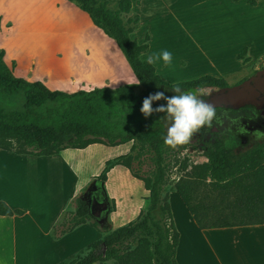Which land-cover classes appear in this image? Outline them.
Listing matches in <instances>:
<instances>
[{"label":"trees","instance_id":"trees-1","mask_svg":"<svg viewBox=\"0 0 264 264\" xmlns=\"http://www.w3.org/2000/svg\"><path fill=\"white\" fill-rule=\"evenodd\" d=\"M67 1L85 12L92 24L116 44L142 93L128 85L72 93L50 90L39 81L13 76L3 61L4 51L0 49V150L16 155L48 157L66 149L81 150L95 144L116 147L131 143L127 153L106 161L102 173L93 177L89 189L86 188L107 202L103 223L92 219L87 199L77 197L74 209L66 210L52 227V240H58L84 224L102 234L100 240L58 264H102L109 261L114 264H178L179 235L163 187L168 160L173 154L186 150L191 143L176 148L165 145L166 129L160 119L164 114L153 112L145 117L140 111L142 100L149 94L160 91L172 96L177 93L170 89L173 84L162 81L154 66L141 58L148 50V36L145 35L142 43L130 37L139 22L137 15L130 14L131 0H118L115 11L97 0ZM122 16L126 17L125 20ZM175 84L182 91L228 86L224 79L212 76ZM159 105L162 104L158 101L152 103L153 108ZM203 155L206 163L173 186L198 229L264 225V141L240 154L216 141L204 145ZM145 159L151 162L149 178L140 176L132 167V163L141 167ZM115 166L124 167L133 178L143 183L148 192V203L135 220L111 229L108 216L114 212L115 204L106 196L104 184L108 171ZM200 183H207L215 191L235 192L223 215L216 212L218 216L213 220L207 218L210 211L196 196ZM22 214L23 211L10 209L0 201V216Z\"/></svg>","mask_w":264,"mask_h":264},{"label":"rangeland","instance_id":"rangeland-1","mask_svg":"<svg viewBox=\"0 0 264 264\" xmlns=\"http://www.w3.org/2000/svg\"><path fill=\"white\" fill-rule=\"evenodd\" d=\"M33 1L34 10H38V17L41 14L39 6L48 7L44 9V12L51 17H54V10H58V7H55L56 0ZM117 1L97 0L98 3L112 11L117 9ZM131 1L130 14L131 16L132 14L137 15L139 22L130 37L136 39L138 43H142L145 35L148 36V50L141 55V58L146 60L149 54L160 49H168L173 53L171 67L164 68L160 64L154 66L157 74L165 83L175 84L195 80L202 76L219 75L231 87L248 79L264 67V0ZM27 2L28 0H0V13L3 15L4 21L9 19L12 23V27L7 28L10 24H7L6 27L0 16V44H4L8 52L3 49L4 58L9 60L7 62L3 58V61L10 70L14 66L13 56L17 58L21 66L34 60L37 63L42 61L41 70L48 67L58 69L60 66L54 62L63 58L62 51L69 52L71 44L68 42V46L60 47L61 53H59L56 38L53 42L48 37L33 35V31L30 29L32 25V23L30 25V16L26 11ZM148 12H151V15H146ZM59 14L68 16V12L63 7L59 10ZM125 18L122 16L123 20ZM54 29L59 30L60 28L58 26ZM93 32L96 33V31ZM113 44V41L106 39V41L100 42L97 47L87 48L85 51L91 54L92 58L90 65L95 67L96 74L100 77L115 71L116 82L125 81L122 82L124 85L132 87L139 94L142 93L134 75L122 67L118 52L115 51ZM243 50H245L244 54ZM74 51L76 53L77 49ZM46 59L52 60L51 66L43 62ZM110 62L111 71L105 68L106 63ZM94 63L96 64L94 65ZM85 66L81 61L73 59L67 63L63 70L60 67L55 72L58 73L56 75H63L67 72L81 75L83 73L80 72ZM61 70L62 72H60ZM88 77L91 78V76ZM164 97L171 96L166 93ZM158 103L166 104V100L161 99ZM236 122V124L222 125L221 129L227 131L228 136L218 140L231 148L234 153L240 154L248 151L255 143H253L252 135L242 132L240 126L242 121L237 120ZM164 125L167 129L165 122ZM201 138L198 132L194 133L190 139L191 146L173 154L168 160L169 166L163 193L169 201L171 212L175 215L179 226H181V222H186L190 216L174 192L173 186L179 179H186L189 174L196 173L197 168L206 163ZM130 146L131 143L116 147L91 145L81 150L67 149L63 155L57 156L55 159L39 163L38 166L37 164L32 166L29 178L24 180H14L8 171L6 174L8 189L4 193L11 194L15 189L30 196V202L33 205L35 202H39L43 206L53 208L56 203L65 201L66 194L72 187L80 185L81 188L77 189V194L72 193L70 196L68 211H72L75 198L83 197L88 193L90 176L100 175L106 161L127 153ZM38 161L39 159L32 160V162ZM132 167L138 171L140 176L149 178V170H151L149 159H145L141 167L134 163H132ZM107 179V192H113L115 189L117 191L119 188L117 186L127 183L117 173H111ZM206 182L208 183V180ZM207 183H200L196 196L210 211L207 218L213 220L218 216L216 212L223 215L224 209L233 200L235 192L215 191ZM147 203L143 204L140 212L145 211ZM113 223L114 226L111 223V229L122 225H117L115 221Z\"/></svg>","mask_w":264,"mask_h":264},{"label":"crops","instance_id":"crops-1","mask_svg":"<svg viewBox=\"0 0 264 264\" xmlns=\"http://www.w3.org/2000/svg\"><path fill=\"white\" fill-rule=\"evenodd\" d=\"M56 2L55 7H58V10H54V17L49 16L48 13L45 14L44 9L48 8L46 6H39L41 14L38 17V10H34V1L28 0L26 11L30 16V25L32 23L30 29L33 31V35L38 34L39 36L48 37L53 42L56 38L59 53H61L60 47L68 46L69 42L71 44L69 52L62 51L63 58L54 63L63 70L69 61L79 60L86 65L80 72L83 74L74 75L67 72L63 75H56L58 73L55 70L60 67L58 69L48 67L41 70L40 64H42V61L37 63L34 60L29 61L25 66H21L17 58L13 56L14 66L11 67L13 76L27 81H39L50 90L68 93L78 90L89 91L94 88H116L121 86V83L125 81L116 82L117 74L115 71L107 76H98L95 67L90 65L92 62L91 54L85 51L87 48L97 47L100 42L102 43L106 39L112 40L96 28L88 15L75 4L67 0H56ZM62 7L68 12V16L59 14ZM0 16L6 27L7 24H10L7 28L12 27L9 19L4 21L1 13ZM58 26L59 30L54 29ZM79 26H82L83 29ZM93 31H96V33ZM0 47H2L0 49L7 52L4 44H0ZM113 47L118 52L116 54L119 55L124 70L132 73L115 43ZM76 49L77 52L75 53L74 50ZM4 60L9 61L7 58H4ZM43 62L51 66L52 60L46 59ZM106 64L105 68L111 71V62ZM39 68L40 70H37ZM88 76H91V78ZM214 77L224 79L219 75ZM122 85L124 84L122 83ZM63 152L65 150L53 156L31 157L0 150V201H3L10 209L23 211L21 216H0V264H58L102 238V234L89 224L77 227L58 240H52L50 236L52 227L58 222L62 214L68 210L70 196L72 193L77 194V189L81 188L80 185L75 188L72 187L66 194L65 201L56 203L53 208L43 206L39 202H35V205H33L30 202V196L15 189L11 194L4 193L8 189L6 177L8 171L14 180L28 179L32 166H36V164L38 166L39 163L55 159V157L63 155ZM35 159H39V161L32 162ZM111 173H117L127 181L126 184L117 186L119 188L117 191H115L116 189L113 190V192H107L108 179L104 184L106 196L112 199L115 204V210L109 214L108 219L112 226H114L113 221L117 225H123L137 218L143 204L146 202L148 192L144 189L143 183L133 178L124 167L115 166L108 172L107 178ZM93 177L90 176L91 179ZM189 216L190 218H187L186 222H181V227L172 213L173 222L179 235L176 249L178 264H264V225L200 230L190 214ZM102 264L114 263L109 261Z\"/></svg>","mask_w":264,"mask_h":264},{"label":"clouds","instance_id":"clouds-1","mask_svg":"<svg viewBox=\"0 0 264 264\" xmlns=\"http://www.w3.org/2000/svg\"><path fill=\"white\" fill-rule=\"evenodd\" d=\"M146 15H151V12ZM145 62L149 65L160 64L162 67L168 68L173 65V53L168 49H160L149 54ZM170 89L177 94L171 97H164V93L160 91L149 94L142 100L140 108L145 117L153 112L164 114L160 119H163L167 124L164 136L165 145L176 148L189 144L194 133L199 132L202 128L207 131L212 127L213 122L217 125L222 123V120L217 117L216 107L203 96L191 90L182 91L178 84L170 85ZM161 99H165L166 104L153 108V101ZM231 121L235 122V120ZM253 135L256 140H264V132L258 130Z\"/></svg>","mask_w":264,"mask_h":264},{"label":"flooded vegetation","instance_id":"flooded-vegetation-1","mask_svg":"<svg viewBox=\"0 0 264 264\" xmlns=\"http://www.w3.org/2000/svg\"><path fill=\"white\" fill-rule=\"evenodd\" d=\"M211 91L212 90L202 89L200 90V93L198 95L205 97V95L210 93ZM216 111L217 117L222 120V123L217 125L215 122H213V125L210 129L205 131L202 128L198 132L199 135L202 137L201 139L203 140L201 141L202 147H204L205 144H211L216 141H219V138L228 136V132L222 130L221 126L228 125L230 123L236 124L237 120L242 121L240 125L241 128L244 129V131L242 132L248 135H252L254 140L253 143H255L254 146L264 141L256 140L253 135V133L258 130L264 132V107L262 110H259L252 105H246L238 109L216 108ZM225 117H227L228 119H226ZM231 120H235V122H232ZM83 198L87 199L92 217H94L96 220L102 221V214L104 213L107 207V202L104 201L103 198L93 190H89L88 193L83 196Z\"/></svg>","mask_w":264,"mask_h":264},{"label":"water","instance_id":"water-1","mask_svg":"<svg viewBox=\"0 0 264 264\" xmlns=\"http://www.w3.org/2000/svg\"><path fill=\"white\" fill-rule=\"evenodd\" d=\"M191 91H195L197 94L200 93V89L197 88ZM204 98L216 108L238 109L246 105H252L262 110L264 107V67L241 83L212 90ZM105 216L106 211L102 214V221H97L99 223L103 222Z\"/></svg>","mask_w":264,"mask_h":264}]
</instances>
